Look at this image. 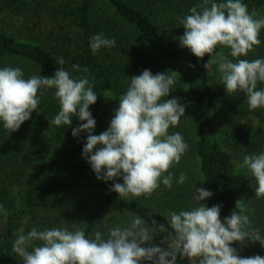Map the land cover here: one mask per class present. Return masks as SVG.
<instances>
[{
	"label": "trees",
	"instance_id": "trees-1",
	"mask_svg": "<svg viewBox=\"0 0 264 264\" xmlns=\"http://www.w3.org/2000/svg\"><path fill=\"white\" fill-rule=\"evenodd\" d=\"M201 2L0 0V68L19 67L25 79L32 75L48 77L61 67L56 59L62 57L66 61L63 67L73 78L88 75L98 94L95 104L89 106L96 121L94 135L109 127L108 117L118 109L119 98L132 76L145 69L153 75L175 71V86L167 98H178V103L185 106V114L177 127L169 128V134L180 132L189 146L180 163L171 169V189L161 184L149 198H121L110 186L123 183L122 177L114 181L97 179L82 154L88 133L72 135L73 128L86 121L73 116L71 126L50 124L60 105L55 89H41L38 108L17 131L9 133L0 121V264H23L12 252V244L19 234L34 227L38 231L54 227L82 229L87 238H94V231H100L106 238L110 228L127 227L134 216L143 218L157 232L147 246L167 249V244L161 243L167 232L160 233L159 225L171 231L165 216L170 210L179 212L188 207L195 183L213 193L201 203L207 207L222 205V221L241 199L254 209L247 214L252 227L264 236V198L257 199L254 194L246 202L245 193L256 183L255 178L246 168L237 167L233 154L221 141L218 120L228 121L230 138H234L237 148L260 154L264 152V108L249 110L247 97L241 92L228 95L225 86L214 79L215 65L208 70L204 67L211 59L208 54L197 58L189 50L185 56L166 41L160 30V25H165L184 34L179 20ZM242 3L247 4L249 13L255 9L257 15H264V0ZM10 22L17 23L18 31L26 36L19 38L9 33ZM9 28H13L11 23ZM100 33L105 38H115L116 44L93 54L90 38ZM259 38L260 46L241 59H264V29ZM222 50L217 48L216 52ZM74 64L81 69L87 67L90 75L73 70ZM257 87L264 88V83ZM185 95L189 100L184 99ZM220 103H227L221 112L217 110ZM181 172L187 180L178 185ZM153 220L157 225H151ZM231 246L241 257H264V246L259 242H233Z\"/></svg>",
	"mask_w": 264,
	"mask_h": 264
},
{
	"label": "clouds",
	"instance_id": "clouds-1",
	"mask_svg": "<svg viewBox=\"0 0 264 264\" xmlns=\"http://www.w3.org/2000/svg\"><path fill=\"white\" fill-rule=\"evenodd\" d=\"M189 13L179 20L184 28V34L178 38L180 46L188 48L197 58L206 54L211 57L204 67L208 70L211 65H218L220 84L228 95L241 92L247 97L249 110L264 108V88L257 87L258 83H264V59L240 58L260 46L264 17L256 18L255 9L249 13L242 0H202ZM115 44V38H105L103 33L90 38L93 54ZM217 48L230 52L226 56L217 53ZM56 62L61 67L48 77L32 75L25 79L19 67L0 68L3 128L9 133L17 131L38 108L40 90L55 89L60 109L50 124L71 126L73 116L86 121L73 128L72 135L88 133L82 154L97 179L114 181L122 177L123 183L110 186L121 198H149L161 184L171 189L174 178L171 169L180 163L189 147L180 132L169 134V128L177 127L185 114V106L178 103V98H167L175 86L176 72L153 75L145 69L142 74L132 76L109 127L94 135L96 121L89 106L95 104L98 94L93 91V83L88 75L73 78L63 67L66 61L62 57ZM72 69L90 75L87 67L81 69L74 64ZM240 167L255 178V197L264 198V152L245 155ZM186 180V174L181 172L176 183L184 184ZM212 195L203 187L195 188L193 199L199 202L198 206L167 212L165 217L171 231L159 225L160 233L167 232L161 241L167 244V249L147 246L157 232L143 218L134 216L129 226L110 228L106 238L100 231H94V238H87L82 229L54 227L38 231L34 227L17 236L12 252L23 264H176L178 255L187 258L189 264H264V257H241L231 246L233 242L243 245L245 241L264 246V236L252 227L247 214L254 209L238 199L235 210L222 221V205L207 207L201 203ZM151 225H157L156 221Z\"/></svg>",
	"mask_w": 264,
	"mask_h": 264
},
{
	"label": "rangeland",
	"instance_id": "rangeland-1",
	"mask_svg": "<svg viewBox=\"0 0 264 264\" xmlns=\"http://www.w3.org/2000/svg\"><path fill=\"white\" fill-rule=\"evenodd\" d=\"M261 17H264L263 12L259 13L256 18H261ZM16 22L18 23L17 20H16ZM10 23H11L13 28H9ZM10 23H8V26H7L8 27L7 31L9 33H12L13 35L18 36L19 38L26 36V34H24V32L20 33L18 31L17 23H12V22H10ZM160 30H161L163 37L166 39V41L174 49H176L180 53H183L185 56L188 54L189 49L186 47H181L179 44L178 38L180 36H182L183 34H181V35L177 34L172 28L167 27L165 25H160ZM223 49L224 50H222V52L224 53V55H228V53L230 52L229 51L230 49H227V48H223ZM212 74L214 75V79H216L218 81V83H220L218 66L215 65V67L212 70ZM183 97L185 100L188 99L186 95ZM225 101L228 104H230L229 100H225ZM227 103H220L217 110L219 112L225 110L227 107ZM114 114H110L111 117L110 116L108 117L109 125H110L111 119L113 118L112 116H114ZM217 115H219V114L217 113ZM218 120L220 121L219 134L221 135V137H220L222 139L221 141L223 142V145L233 154L237 167H240V165L243 163L244 156L247 155L248 153L243 148H241V149L237 148V143L235 142L234 138L233 137L230 138L231 129H230V124H228V121H227V123H225V122L223 123V121H221L220 119H218ZM248 122H251V121L248 120ZM256 186H257V183H253L252 186L250 188H248V190L246 191V193H245L246 202H249V198L253 197V195L255 194V187ZM192 188H193V191L191 193L192 197L188 198L189 199V203H188L189 205H187L188 206L187 208H183L182 210H188V209H191L193 207L198 206L199 202H197L193 199V195L195 193V188H200V185L198 187V185L195 183L192 186ZM187 262H188L187 258L181 259L179 257V255L177 256L176 264H187Z\"/></svg>",
	"mask_w": 264,
	"mask_h": 264
}]
</instances>
